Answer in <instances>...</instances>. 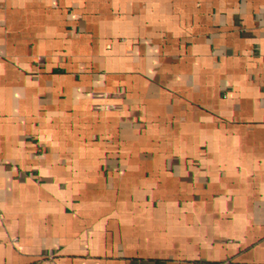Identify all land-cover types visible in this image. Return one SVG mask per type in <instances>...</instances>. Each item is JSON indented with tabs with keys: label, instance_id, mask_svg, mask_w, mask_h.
Returning a JSON list of instances; mask_svg holds the SVG:
<instances>
[{
	"label": "crops",
	"instance_id": "1",
	"mask_svg": "<svg viewBox=\"0 0 264 264\" xmlns=\"http://www.w3.org/2000/svg\"><path fill=\"white\" fill-rule=\"evenodd\" d=\"M0 264H264V0H0Z\"/></svg>",
	"mask_w": 264,
	"mask_h": 264
}]
</instances>
